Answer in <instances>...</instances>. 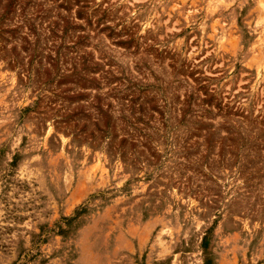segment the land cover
I'll use <instances>...</instances> for the list:
<instances>
[{
  "label": "rangeland",
  "instance_id": "1",
  "mask_svg": "<svg viewBox=\"0 0 264 264\" xmlns=\"http://www.w3.org/2000/svg\"><path fill=\"white\" fill-rule=\"evenodd\" d=\"M0 264H264V0H0Z\"/></svg>",
  "mask_w": 264,
  "mask_h": 264
}]
</instances>
